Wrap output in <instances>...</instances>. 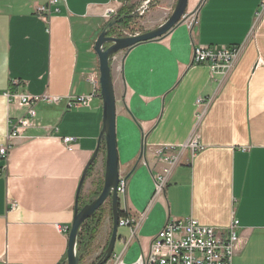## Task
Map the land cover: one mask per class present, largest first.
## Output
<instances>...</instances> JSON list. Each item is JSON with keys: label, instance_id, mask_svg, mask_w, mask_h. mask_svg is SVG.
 <instances>
[{"label": "crops", "instance_id": "1", "mask_svg": "<svg viewBox=\"0 0 264 264\" xmlns=\"http://www.w3.org/2000/svg\"><path fill=\"white\" fill-rule=\"evenodd\" d=\"M176 1L63 0L44 21L37 8L48 0H0V146L9 121L25 113L6 94L60 99L39 103L33 124L0 159V264H66L68 235L57 226H71L102 128V98L99 92L85 107L66 102L92 92L88 75L99 79L93 43L120 9L138 21L137 29L112 27L125 37L162 24ZM107 9L115 11L109 19ZM193 11L191 31L183 21L110 59L118 169L127 178L119 211L144 215L125 251L130 229L122 227L128 236H117L113 253L133 263L168 218L191 217L221 232L236 219L232 264H264V0H188L186 17ZM193 45L242 51L222 75L193 63ZM192 136L201 149H181ZM64 137L75 139L72 150ZM167 146L181 149L180 162L156 195L153 177L165 167L156 152ZM91 165L80 206L102 189L104 141ZM108 212L92 241L98 257L111 235Z\"/></svg>", "mask_w": 264, "mask_h": 264}, {"label": "built area", "instance_id": "2", "mask_svg": "<svg viewBox=\"0 0 264 264\" xmlns=\"http://www.w3.org/2000/svg\"><path fill=\"white\" fill-rule=\"evenodd\" d=\"M63 0H48L46 6L37 8V12L42 16L44 21L50 17V7L57 6ZM118 1V0H112ZM56 10H58L56 8ZM114 10L107 9L104 17L111 18ZM195 12L193 11L189 17L184 18L188 29L191 31L196 23ZM242 45L233 47H210V46H192V61L195 64H205L212 73H220L227 75L234 67L240 53ZM92 85V92L86 96H77L69 98L66 102L67 108L88 106L92 98L100 92V85L97 73L88 75L87 79ZM8 99L16 103L17 106L23 107L25 113L23 116L9 121V129L6 134L7 142L0 146V159L7 160L10 149L9 141L15 137L22 135L24 130L33 124L36 115L35 107L39 103L57 104L60 99L58 97H49L47 95L31 96L27 94H6ZM197 103H202L199 99ZM75 139L72 137H64L63 144L68 150L74 148ZM188 148L192 152L201 149V145L196 136L188 139L186 144L181 147ZM174 151L173 147H165L163 150L157 151V155L161 156L165 167L161 173L153 177L155 193L160 194L164 190L168 176L172 168L180 162V151ZM1 175V171H0ZM127 178L119 176V182L116 188L118 199L125 197ZM126 215L120 216L118 219V227H128L130 229L129 239L125 243V248L131 240L137 236V230L143 219V214L131 215L125 211ZM238 220L232 219L229 225L221 232L213 226L203 225L197 220L188 218H172L167 219L163 227L153 237L147 250L142 249L139 257L133 263H124L122 254H112L111 264H232L234 253L239 242L238 237ZM57 229L68 235L69 226H57Z\"/></svg>", "mask_w": 264, "mask_h": 264}, {"label": "water", "instance_id": "3", "mask_svg": "<svg viewBox=\"0 0 264 264\" xmlns=\"http://www.w3.org/2000/svg\"><path fill=\"white\" fill-rule=\"evenodd\" d=\"M187 5L188 0H177L172 13L162 24L143 33L125 37H116L108 33L122 19L132 17V14L115 16L106 23L93 43V50L98 59L100 95L102 98V128L93 155L88 161L78 184L73 220L68 233L66 264L80 263L81 256L78 255L77 250L79 229L107 201L110 203L112 217L111 235L103 254L94 264H106L109 261L117 240L119 199L116 188L119 182V169L115 136V95L112 85L110 59L119 51L128 50L139 43L151 41L166 35L174 27L183 22L186 16ZM101 141H104L105 148V170L102 189L95 198L80 206L78 201L79 193L87 174V169L94 162L98 154Z\"/></svg>", "mask_w": 264, "mask_h": 264}, {"label": "trees", "instance_id": "4", "mask_svg": "<svg viewBox=\"0 0 264 264\" xmlns=\"http://www.w3.org/2000/svg\"><path fill=\"white\" fill-rule=\"evenodd\" d=\"M129 13H130V11H128V10L120 9L119 12H118V15L129 14ZM132 20H133L132 17L122 19L119 22L118 26H122L124 28H129ZM114 29L115 28H111L108 34L109 35H113L114 34ZM91 166L88 169H90ZM97 195H98V192L96 193L95 196H93V198L96 197ZM82 205H84V204H82ZM103 212H104V208L101 207L91 217H89L81 225V227L79 229L78 237H77V250H78V255L81 256L80 262L82 260V255H84V253L89 249V247L91 245V242H92V240L94 239V237H95V235L97 233L98 227H99V225L101 223V220H102ZM122 214L123 213L121 211H119V215L122 216ZM102 254H103V252H102ZM100 256L98 257V259L100 258Z\"/></svg>", "mask_w": 264, "mask_h": 264}, {"label": "rangeland", "instance_id": "5", "mask_svg": "<svg viewBox=\"0 0 264 264\" xmlns=\"http://www.w3.org/2000/svg\"><path fill=\"white\" fill-rule=\"evenodd\" d=\"M194 11H195V9H194ZM135 19V18H134ZM137 21V20H136ZM135 22H134V20L131 22V24H130V26L133 28V29H137V28H139L138 27V25H136L137 23H138V21L136 22V24L135 25H133ZM119 32L118 31H114V35L116 36L117 34H118ZM95 198V197H94ZM92 199H93V197H92ZM91 199V200H92ZM102 207H104L105 209H106V211H107V213H109L108 212V210L110 209V204H109V202L107 201ZM117 236H121V237H127L128 236V234L126 233V230L124 229V228H122V227H119L118 228V230H117ZM94 240V239H93ZM92 240V241H93ZM119 242H118V240L116 241V243H115V249L114 250H117L118 249V244ZM93 244H92V242H91V245H90V247H89V249L84 253V255H82V260H81V262H80V264H94V263H96V261L98 260L97 259V257H98V255L96 256V249H95V247L94 246H92ZM129 253H131V252H129ZM127 256V259L129 260L130 258V255H126ZM106 264H111V262L109 261V262H107Z\"/></svg>", "mask_w": 264, "mask_h": 264}]
</instances>
